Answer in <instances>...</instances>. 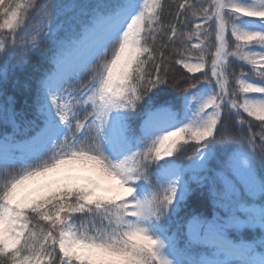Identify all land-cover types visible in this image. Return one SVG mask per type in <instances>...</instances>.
<instances>
[{
  "label": "snow or ice",
  "instance_id": "obj_1",
  "mask_svg": "<svg viewBox=\"0 0 264 264\" xmlns=\"http://www.w3.org/2000/svg\"><path fill=\"white\" fill-rule=\"evenodd\" d=\"M79 8L0 0V82L11 57L52 61L23 129L0 104V264H264V0H183L167 28L165 0Z\"/></svg>",
  "mask_w": 264,
  "mask_h": 264
},
{
  "label": "trees",
  "instance_id": "obj_2",
  "mask_svg": "<svg viewBox=\"0 0 264 264\" xmlns=\"http://www.w3.org/2000/svg\"><path fill=\"white\" fill-rule=\"evenodd\" d=\"M58 2L62 5V11L71 7L65 13H61L62 20H72L79 14L80 5L93 2V0H58ZM183 2V0H165L166 9L163 16V22L165 24V28L169 23L176 22V12L178 5ZM210 3V0H188V4L197 7L199 5H206ZM197 10H199L197 8ZM188 15V18L191 20L193 17L191 16V12L188 11L185 13ZM184 16L181 15L180 19L183 20ZM181 31H190L191 26L184 27L183 24L179 25ZM207 27V26H206ZM6 30H0L3 32ZM161 42L168 43V48L165 49V55H169L173 52V48H182L183 44L180 41H177L175 45L168 41L166 35L161 34L158 36L157 44L159 45ZM175 58V56L173 57ZM0 64H4V61H0ZM7 65L9 68L7 80L6 82H0V104H3L6 98H14L15 99V110L17 113L21 115L17 118V123L20 125L21 129L24 128V120L25 118L29 119L28 116L33 115L34 112V99H35V90L36 85L41 78V76L51 68L52 61L45 60L40 56H31L27 60H22L20 56L11 57L7 61ZM234 71L238 74L240 68L233 65ZM245 72H247V68L245 67ZM197 76L201 75L200 73L196 74ZM191 74H188L186 70L182 69L181 66L173 64L171 67V71L169 72L168 79L169 84L167 86H161L165 88V90L169 93L180 95L181 88L184 85V81L187 80ZM183 78V79H182ZM180 82L181 87H176V82ZM88 77L85 76L82 83H87ZM71 86H79L75 80L71 82ZM246 120H252L254 125L252 131L258 133L260 131L259 121H255L252 118H248L245 114ZM5 124L0 122V129ZM6 126V125H5ZM6 127H10V131L8 134H11L13 129L11 125H7ZM230 129L236 134L239 135V127L236 125L235 121H229ZM23 132L20 136H17V139H22ZM246 134V130H245ZM193 151H189L185 156L181 157L179 162L183 164H187L189 159L194 156ZM201 209V194L198 191H194L187 200V203L181 209L180 216L184 217L188 213L198 212ZM181 246H183V238H181Z\"/></svg>",
  "mask_w": 264,
  "mask_h": 264
},
{
  "label": "rangeland",
  "instance_id": "obj_3",
  "mask_svg": "<svg viewBox=\"0 0 264 264\" xmlns=\"http://www.w3.org/2000/svg\"><path fill=\"white\" fill-rule=\"evenodd\" d=\"M69 9H71V7L70 8H68V9H66V10H63L62 12H66V11H68ZM75 53L74 52H72L71 50H69L68 51V53H67V57H68V60H69V69H71L72 67H73V65H74V57H75ZM43 60V59H42ZM86 77H88L87 75H86ZM32 116L33 115H31V116H28V118L29 119H32ZM10 131V127H6L5 125L2 127V129H0V135H2V134H4V133H8Z\"/></svg>",
  "mask_w": 264,
  "mask_h": 264
},
{
  "label": "bare ground",
  "instance_id": "obj_4",
  "mask_svg": "<svg viewBox=\"0 0 264 264\" xmlns=\"http://www.w3.org/2000/svg\"><path fill=\"white\" fill-rule=\"evenodd\" d=\"M68 67H69V64H68Z\"/></svg>",
  "mask_w": 264,
  "mask_h": 264
}]
</instances>
